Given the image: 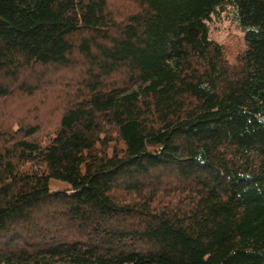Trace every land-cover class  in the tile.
<instances>
[{
  "label": "trees",
  "instance_id": "obj_1",
  "mask_svg": "<svg viewBox=\"0 0 264 264\" xmlns=\"http://www.w3.org/2000/svg\"><path fill=\"white\" fill-rule=\"evenodd\" d=\"M0 264H264V0H0Z\"/></svg>",
  "mask_w": 264,
  "mask_h": 264
},
{
  "label": "rangeland",
  "instance_id": "obj_2",
  "mask_svg": "<svg viewBox=\"0 0 264 264\" xmlns=\"http://www.w3.org/2000/svg\"><path fill=\"white\" fill-rule=\"evenodd\" d=\"M207 23L210 27V31L213 37L219 42H227L233 44H243L241 36L242 31L233 23L227 12H220L219 14H213ZM16 103V102H15ZM15 103H11L9 110H17Z\"/></svg>",
  "mask_w": 264,
  "mask_h": 264
}]
</instances>
